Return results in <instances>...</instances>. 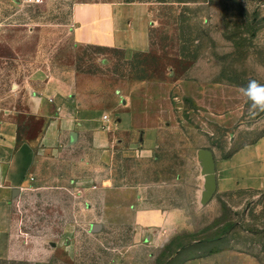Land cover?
Returning a JSON list of instances; mask_svg holds the SVG:
<instances>
[{"label": "rangeland", "instance_id": "obj_1", "mask_svg": "<svg viewBox=\"0 0 264 264\" xmlns=\"http://www.w3.org/2000/svg\"><path fill=\"white\" fill-rule=\"evenodd\" d=\"M88 1L0 0V120L31 119L24 95L76 71L86 97L105 103L114 92L112 115L121 97L151 89V120L141 121L157 126V146L144 152L124 131L108 153L74 148L65 157L82 158L75 184L60 181L59 161L26 189L0 264H264V187L220 184L202 204L198 159L200 148L216 162L242 145L264 150V112L240 91L264 84V0H140L151 46L128 58L74 43L72 8Z\"/></svg>", "mask_w": 264, "mask_h": 264}, {"label": "crops", "instance_id": "obj_2", "mask_svg": "<svg viewBox=\"0 0 264 264\" xmlns=\"http://www.w3.org/2000/svg\"><path fill=\"white\" fill-rule=\"evenodd\" d=\"M149 8L148 2L140 0L76 3L71 24L74 43L119 49L126 58L147 51L151 46ZM77 77L76 71L64 76H45L41 84L24 95L25 112L31 119L25 121L17 112H10L0 120V250L12 238L9 230L20 196L28 187L43 181L46 170L61 161L57 163L61 173H57L58 178L76 176L66 179L75 184L77 165L82 158L65 156L83 142L108 153L115 144L116 133L125 131L132 134L133 147L139 143L144 152H151L157 146V126L152 121L149 126H143L141 121L144 117L150 119L143 104L151 89H140L137 100L121 97L119 110L112 115L110 111L117 107L114 92L104 93L108 98L105 103L88 98L78 88ZM117 138L118 143L124 142V138ZM216 177L217 187L223 184L226 189L264 187L263 148L259 143L238 147L230 156L216 162ZM61 178L60 181H66ZM145 213L142 221H154L155 217ZM170 217L165 221L171 223Z\"/></svg>", "mask_w": 264, "mask_h": 264}, {"label": "water", "instance_id": "obj_3", "mask_svg": "<svg viewBox=\"0 0 264 264\" xmlns=\"http://www.w3.org/2000/svg\"><path fill=\"white\" fill-rule=\"evenodd\" d=\"M198 159L201 164V173L204 177L200 202L206 204L212 199L217 190L216 159L213 151L208 148H200L198 150ZM95 229H98V226Z\"/></svg>", "mask_w": 264, "mask_h": 264}, {"label": "clouds", "instance_id": "obj_4", "mask_svg": "<svg viewBox=\"0 0 264 264\" xmlns=\"http://www.w3.org/2000/svg\"><path fill=\"white\" fill-rule=\"evenodd\" d=\"M240 91L250 101V110L253 114L264 112V84L250 80Z\"/></svg>", "mask_w": 264, "mask_h": 264}, {"label": "built area", "instance_id": "obj_5", "mask_svg": "<svg viewBox=\"0 0 264 264\" xmlns=\"http://www.w3.org/2000/svg\"><path fill=\"white\" fill-rule=\"evenodd\" d=\"M30 2H36V1H39V0H29Z\"/></svg>", "mask_w": 264, "mask_h": 264}, {"label": "trees", "instance_id": "obj_6", "mask_svg": "<svg viewBox=\"0 0 264 264\" xmlns=\"http://www.w3.org/2000/svg\"><path fill=\"white\" fill-rule=\"evenodd\" d=\"M126 1H131V0H126Z\"/></svg>", "mask_w": 264, "mask_h": 264}]
</instances>
